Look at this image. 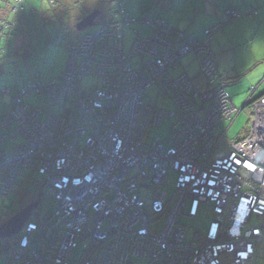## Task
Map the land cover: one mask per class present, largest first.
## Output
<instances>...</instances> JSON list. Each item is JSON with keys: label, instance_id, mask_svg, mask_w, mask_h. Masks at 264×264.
<instances>
[{"label": "built area", "instance_id": "built-area-1", "mask_svg": "<svg viewBox=\"0 0 264 264\" xmlns=\"http://www.w3.org/2000/svg\"><path fill=\"white\" fill-rule=\"evenodd\" d=\"M116 5L114 21L98 22L66 46L68 62L59 78L26 81L2 115L0 142L6 137L1 131L13 126L9 138L20 136L23 145L12 153L0 150V197L18 175L33 172L53 201L46 218L34 211L20 234L8 239L9 262L251 264L256 245L264 242V92L236 109L207 44L218 25L240 13L226 10L198 41L164 19L131 18L124 3ZM132 23L153 33L141 38L135 31L125 53L123 32ZM189 53L200 66L196 75L173 77ZM134 54L145 58L138 68L130 64ZM91 71L98 84L83 90L80 83ZM152 85L173 109L147 102ZM64 92L73 96L74 112L46 115L25 101L41 95L54 104ZM246 108V135L226 139L228 128L220 124ZM165 120L172 123L161 139L153 130ZM169 171L175 175L171 194ZM200 205L212 218L204 231L190 234L179 218L195 220Z\"/></svg>", "mask_w": 264, "mask_h": 264}, {"label": "rangeland", "instance_id": "rangeland-1", "mask_svg": "<svg viewBox=\"0 0 264 264\" xmlns=\"http://www.w3.org/2000/svg\"><path fill=\"white\" fill-rule=\"evenodd\" d=\"M125 4L128 10V16L131 18H138L141 13L139 9L144 7L145 12L155 13L156 9L162 3L161 0H118ZM205 6H204V3ZM243 0H171L170 8L172 11L159 13L162 17L168 19L178 26V21H182L180 28L186 34H192L194 38L199 37L198 41L204 39V29L211 27L210 21L219 17V15L209 16L207 5L214 7L216 12H225L226 5L229 7L233 4L242 5ZM98 0H94V3ZM108 2V0H104ZM227 2V3H225ZM12 0L7 3L10 5ZM49 0H25L24 11L18 12L10 19L17 21L16 28L4 31L0 38V118L11 108L12 98L16 95L17 90L26 81L31 79H39L42 81L51 80V78H59L66 69L68 62V52L65 49L66 40L62 39L63 33L56 23V19L48 11ZM158 3V7H154ZM175 5H174V4ZM243 8H254L256 12L253 16H246V10L243 12L239 10L241 16L230 19L225 26L219 31L212 34V38L208 41L211 50V59L214 61L217 72L220 74L222 86L232 98V104L236 109H240L247 99L252 94V97L264 92V12L260 15V10L264 8V0H244ZM5 0H0V7L7 8ZM145 4V5H144ZM262 4V5H261ZM94 4L95 11L100 13V16L95 18V24L99 21L104 22L109 19V13L113 10V6L106 4L105 7ZM250 5V7H248ZM203 7V8H200ZM225 7V8H224ZM200 8V9H199ZM264 10V9H263ZM197 11V12H196ZM68 16L73 14L72 10L67 11ZM8 16V13H7ZM222 16L219 19H222ZM65 20L68 35L74 39L75 31L73 30V18L68 17ZM173 18V19H172ZM23 25H21V23ZM209 27V28H210ZM20 28V29H19ZM179 30V31H181ZM135 31H139L141 38H148L153 30L149 26L141 27L140 23H132L128 28L124 29V52L127 53L135 39ZM11 33L12 36L5 35ZM10 34V35H11ZM195 35V36H194ZM9 46L11 48H9ZM16 49V54L14 53ZM192 53L187 54L184 58V64H187L192 58ZM194 56V55H193ZM145 60L144 57L134 54L130 60L133 68L140 67V63ZM194 60V59H193ZM183 64V65H184ZM198 66V67H197ZM188 75L192 76L198 68H200L197 61H192L186 67ZM182 73V66L172 71V76H178ZM56 78V79H57ZM98 84V78L95 71H91L85 77L80 87L83 90L94 89ZM10 87L11 94L2 93L3 89ZM255 89V90H254ZM254 90V92H252ZM147 102L157 105L161 109H173L169 98L161 94L155 85H152L146 90ZM30 106L42 107L48 112L46 115H56L58 113L64 114L66 111L74 112V98L68 93L54 104L48 103L45 96L35 95L29 96L25 100ZM170 123L165 120L161 127L157 130V136L164 139L169 128ZM248 123L247 108L241 111L233 122L221 123V130H227L228 140H235L244 137L245 129ZM14 128V127H13ZM12 127L5 128L1 131L6 133V138L0 142V150L4 153H12L23 145V139L19 136L13 140L9 138L14 131ZM150 136H156L155 133ZM12 151V152H11ZM22 173L15 179L16 181L11 188L6 198L0 197V220L4 219L11 211H18L21 203L28 200L32 194L24 195L27 191H34L37 186H40L42 177L36 173L31 172ZM25 177V179H21ZM170 194L174 184L175 175L173 172H168ZM20 180V181H19ZM25 197H24V196ZM139 195H146V192L141 190ZM53 206V201L43 196L40 210L41 214L47 215ZM189 203H186L185 212L188 210ZM212 218V213L208 207L200 205L197 218L195 220L187 219L181 216L179 223L182 224L190 234L194 231H204L208 222ZM162 225V222L160 223ZM78 256V254H77ZM133 264H145L144 259L138 261L133 260ZM0 264H6L4 257L0 258ZM254 264H264V260H258Z\"/></svg>", "mask_w": 264, "mask_h": 264}, {"label": "trees", "instance_id": "trees-1", "mask_svg": "<svg viewBox=\"0 0 264 264\" xmlns=\"http://www.w3.org/2000/svg\"><path fill=\"white\" fill-rule=\"evenodd\" d=\"M5 2L7 4L9 2V0H5ZM24 2H25V0H22V3L20 5H17L16 2L14 0H12V3L10 5L7 4V8L6 9L0 7V25H1V22H2L6 26V28L5 27L3 28L2 26H0V33L2 32V35H4L3 34L4 31H7V30L11 29L12 27L15 28L16 27L15 25L17 24V21L16 22H15V20L9 21L7 18H5V16H7V13L14 16L18 12L24 11V9H23L24 8ZM117 2H122V1L108 0V2L105 3L104 0H98L97 3L96 2L94 3V0H49V3H48L49 9H48V11L50 12L51 15H53L55 17L54 19H56V23L59 25V28H60V30L63 33L62 39L66 40L65 49H66V46H68V45H76L78 43V41L80 40V38L82 37V33H84L85 31L84 32H77L76 29H75V25H76V23L78 21H80L82 18L86 17L87 15H89L91 12H93L95 10L93 8L94 4H100L99 6H102V7H105L106 4L107 5L108 4L112 5L113 6V10L110 11V12H112V15L114 16L115 13H116V8H117L116 3ZM13 8H16V10L12 11ZM250 9L252 10L250 15H252L253 13L256 14L257 10H255L252 7L247 9V12ZM68 10H72L73 14L68 16V13H67ZM227 10H234V9H227ZM234 11H237V10H234ZM237 12H239V11H237ZM99 15H100V13H99ZM240 16H241V13H240ZM68 17H72L73 18L72 20L74 21L73 22V30L75 31V36H73L74 39H72V37H70L68 35L67 27H66V24L64 22L66 19L67 20L69 19ZM218 22H216L215 24L211 25V27L209 26L210 28L209 27L205 28L204 31L211 30L215 25L219 24ZM21 25H23V23H21ZM224 26H225V24L224 25L223 24L218 25V30L217 31H219L220 28H222ZM184 34L189 39L196 40V39L190 37L189 35H187L186 33H184ZM219 76H220V74H219ZM220 79L222 80L221 76H220ZM8 89L11 90V88H8ZM11 93H12V90H11V92L9 94H11ZM11 106H12V104H11ZM1 118H2V116H1ZM1 118H0V120H1ZM26 173L32 174L31 172H26ZM14 182H13V184H14ZM9 192H8V194H9ZM8 194L5 197H3V198H6L8 196ZM29 194H32V196H30L28 198V200L25 201L24 203L23 202L21 203L22 205L19 208V210L24 208L25 206H27L31 202H33L35 200H38L39 201V206H38V209L36 211L39 212L41 201H42V198L44 196L42 182H41L40 186H37L35 188L34 191H32V192L27 191L26 194H24V195H29ZM10 212L11 213H9L4 219L0 220V223L2 221L6 220L7 218H9L10 216H12L13 214H15L17 211L15 212V211H11L10 210ZM50 212H51V210H50ZM50 212L47 215L41 214V212H39V213L41 214L42 217L46 218L50 214ZM7 244H8V240H0V258L4 257L5 260H6V264H11L9 262V260H11V255H10V251L7 250L8 249L7 248ZM258 260H264V242L259 243V244L256 245L255 252H254V259H253V262L251 264H254ZM129 264H132V263H129Z\"/></svg>", "mask_w": 264, "mask_h": 264}, {"label": "crops", "instance_id": "crops-1", "mask_svg": "<svg viewBox=\"0 0 264 264\" xmlns=\"http://www.w3.org/2000/svg\"><path fill=\"white\" fill-rule=\"evenodd\" d=\"M162 1V3L159 5V8L158 9H156V12L155 13H147V14H144V12H145V9H144V7L143 6H141V8L139 9V13H141L140 15H136V16H141V15H149L151 18H161V19H164V20H166L168 23H169V25H170V27L173 29V30H175V31H178V32H182V30H181V28H180V25L179 24H181L182 23V21H180V19H176L177 21H178V26L175 24V23H173V22H171L169 19H168V17H162L161 15H159V13H162V12H168V11H172V9L170 8V4H171V0H161ZM202 1V0H201ZM243 3H242V5H238V4H233V6H229V7H227V5H226V8H225V10H227V9H234V10H237V11H239L240 10V12L242 11L243 12V10H246L245 12L247 13V9H249V8H247L246 9V7L245 8H243V6H245L244 4V0L242 1ZM203 3H204V1H203ZM225 3H227V2H225ZM174 4V3H173ZM145 5V4H144ZM158 5V3H156L155 4V6L154 7H158L157 6ZM175 5V4H174ZM262 5V4H261ZM204 6H205V3H204ZM207 7H208V9H205L206 11L208 10V14H209V16H211V17H213L214 15H219V17L217 18V17H214L215 19H212L211 21H210V24L211 25H213V24H215L216 22H218L220 19V17L222 16V14L221 13H218V12H216V10H214V7L216 8V7H218V5H215V6H212V2H211V4L210 5H207ZM248 7H250V5H248ZM200 8H203V7H200ZM199 8V9H200ZM264 9V8H263ZM260 10V13L258 14V15H260L262 12H264V10ZM95 11V10H94ZM158 11H160L159 13H158ZM197 12V11H196ZM258 12V11H257ZM253 15H255L254 13L252 14V15H250V14H246V16H253ZM264 15V14H263ZM12 15H10V14H8V16H5V18H7L9 21H11L12 19H10V17H11ZM100 16V15H99ZM127 16H128V10H127ZM129 17V16H128ZM173 19V18H172ZM264 19V18H263ZM115 20V16H113L112 15V12H110V14H109V19L108 20H106V21H104V22H112V21H114ZM16 22V21H15ZM263 22H264V20H263ZM16 26V25H15ZM13 29H14V27H12ZM11 28V29H12ZM16 28V27H15ZM179 30H181V31H179ZM10 32L12 31V30H9ZM186 33L188 32V31H185ZM182 33H184V32H182ZM11 33H7L6 35H9V36H12V34L10 35ZM187 35H189L190 37H192V38H194L193 36H192V34H187ZM1 36H2V32L0 33V38H1ZM195 36V35H194ZM212 38V37H211ZM194 39H196V38H194ZM199 39V37H197V40ZM73 42V41H72ZM207 44H209L208 42H207ZM209 46V45H208ZM9 48H10V46H9ZM210 48V47H209ZM14 53L16 54V49L14 48ZM194 59V60H193ZM192 61H196L195 60V56H193L192 55V58H191V60L189 61V62H187V64H184V61H183V59H182V68H183V70H182V73L185 71V73L188 75V73H187V70H186V66L187 65H189ZM184 64V65H183ZM198 67V66H197ZM197 72V71H196ZM196 75V73L194 74V75H192V76H190V75H188L189 77H194ZM57 77H55V78H53V79H56ZM52 78H51V80H53ZM42 81V80H41ZM23 85V84H22ZM21 85V86H22ZM8 88H10V87H8ZM6 89V88H5ZM69 94L70 96H72L69 92H64V94H63V96H62V98L65 96V94ZM228 93V92H227ZM263 93V92H262ZM230 96V95H229ZM73 97V96H72ZM62 98H61V100H62ZM231 98V97H230ZM231 100H232V98H231ZM74 104V103H73ZM44 109V108H43ZM44 111L45 112H48V111H46L45 109H44ZM67 112H68V110L66 111V113H64V114H67ZM56 115H63V114H61V113H58V114H56ZM9 127H12V126H9ZM8 128V127H7ZM13 128V127H12ZM14 129V128H13ZM4 134H6V133H4ZM19 137V136H18ZM19 149H21V147L19 148ZM18 150V149H17ZM15 151V150H14ZM12 152V151H11ZM26 174V173H25ZM21 179H25V177H21L20 178V180Z\"/></svg>", "mask_w": 264, "mask_h": 264}, {"label": "water", "instance_id": "water-1", "mask_svg": "<svg viewBox=\"0 0 264 264\" xmlns=\"http://www.w3.org/2000/svg\"><path fill=\"white\" fill-rule=\"evenodd\" d=\"M99 16L98 11H93L86 17L82 18L75 25L77 32H84L88 29L94 27L95 18ZM262 94V93H261ZM259 94V95H261ZM246 103L240 108H244ZM39 201L35 200L25 206L24 208L18 210L15 214L7 218L0 223V240H8L12 237L18 236L23 230L24 226L30 220L32 213L38 209Z\"/></svg>", "mask_w": 264, "mask_h": 264}, {"label": "snow or ice", "instance_id": "snow-or-ice-1", "mask_svg": "<svg viewBox=\"0 0 264 264\" xmlns=\"http://www.w3.org/2000/svg\"><path fill=\"white\" fill-rule=\"evenodd\" d=\"M248 167H251V165H248Z\"/></svg>", "mask_w": 264, "mask_h": 264}]
</instances>
